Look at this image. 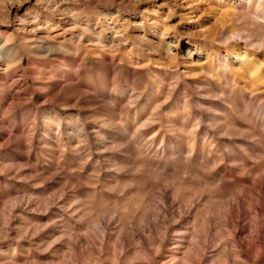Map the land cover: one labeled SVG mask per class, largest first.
Wrapping results in <instances>:
<instances>
[{"label": "rangeland", "instance_id": "1", "mask_svg": "<svg viewBox=\"0 0 264 264\" xmlns=\"http://www.w3.org/2000/svg\"><path fill=\"white\" fill-rule=\"evenodd\" d=\"M9 38L25 56L21 91L54 80L98 92L65 105L63 91L46 110L29 100L18 128L1 125L0 264H92L86 232L101 220L113 235L152 224L151 248L167 245L151 264H172L173 241L186 248L196 232L210 233L207 264H264L231 238L236 223L249 240L264 204V0H0V46ZM35 39L86 55L81 75L69 79ZM0 64V78L17 68ZM58 110L61 127L50 119L47 141L30 146L44 134L33 116ZM134 243L127 261L139 263ZM114 249L105 243L111 264Z\"/></svg>", "mask_w": 264, "mask_h": 264}, {"label": "bare ground", "instance_id": "2", "mask_svg": "<svg viewBox=\"0 0 264 264\" xmlns=\"http://www.w3.org/2000/svg\"><path fill=\"white\" fill-rule=\"evenodd\" d=\"M9 39H6V41H4L5 43H3L2 46H0V60H2L3 63L6 64L5 70H9L10 66L12 65H16L17 68L11 71L9 74L4 75L0 78V80L2 81L0 83V112L4 113L0 115V118L2 119V122H0V128H1V125H3V123L6 124L9 122H15L14 127L18 128L17 126H19L20 124H16V122L21 123L20 114L23 112V110L27 108V102L29 100H37V104H39L42 109L46 110L47 107H45L46 106L45 104L53 102L63 91L65 92L67 96L69 95L72 96L71 98H67L65 100V103H64L65 105L70 104L73 100L82 99L83 96L90 93L89 91H93V92L97 91V88L91 85V83H89L90 86L86 88V90H78L76 87H72L69 89H62L60 86L57 85L58 82H55L54 80L48 83H44L42 85L40 84L39 85L40 87L37 89L28 88L27 90L21 91V88L19 86L20 84H23V87L24 86L26 87V85L29 84V77L25 71V68L23 67L25 56L21 52H16L15 50L10 51V49L7 48V45L12 41V38L10 40ZM30 46H33L35 51L44 53L49 61H51L50 59H53L55 62L59 63L61 65L59 68L60 69L62 68L61 72L66 74L69 79H71V77H73L74 75H78V76L81 75V71L83 67L86 65V55L83 56L81 59H79L76 54H75V57L73 56L74 58H67L65 55H63L62 52H64V50L67 49L66 47L65 48L59 47V49L55 48L54 50L49 46L48 43L42 40H38V39H35V41H33L30 44ZM65 53L67 54V52ZM91 54L93 55V53ZM94 55H97L100 58L104 57V55L100 51H94ZM140 64L141 63L139 61L132 63L133 66L138 67V68L140 67ZM1 66L2 65L0 64V67ZM46 68L48 67L46 66ZM52 70L54 71L53 68ZM12 76L18 77L19 81L18 80H17L18 82L15 81L18 85L14 86L13 85L14 83L11 86L8 85L9 78ZM137 76H133V77H137ZM15 89H17V91L20 90L19 91L20 93L15 91ZM64 114H65L64 110H58L57 112L49 113L48 115L49 117H47L46 118L47 120H45L46 122H42V120H40L37 116H33V121H32L33 124L37 125V122L42 124L44 134L39 132L37 135H34L30 139L31 140L30 146H33L34 143L38 142L41 137H43L45 139L44 142H46L47 141L46 135L50 134L51 125H52V124L49 125L47 122H49V120L51 119L52 121L57 122V124H59V126L61 127L62 118H63L62 116ZM7 116L9 118H7ZM1 132H4V131H1ZM2 136L4 135L0 133V137ZM3 139L5 138H2V140ZM2 140L0 138V141ZM9 142H10V139L7 140V143ZM15 142L17 143L18 146L21 145V142H19V140L15 139ZM0 167L2 166L0 165ZM5 168L8 169L7 166H5ZM11 170L12 169H8L7 171L11 172ZM253 208L256 211L257 224H256L255 229L253 228L254 229L253 233L249 235L248 241L238 240L237 237L239 233H242V230L239 228L238 224L233 223L232 225L233 237L231 238H233V242L234 244H236L237 248L242 250L240 252L242 258L247 257L251 249H253L255 253L257 254V256L255 255V257H258L259 255H264V228L260 227V223H261L260 221L263 220L262 217H264V204L255 203ZM239 215H237V217H240ZM230 223L232 222L230 221ZM164 224H165L164 225L165 227L163 228V231H164L163 233H164V236H167L170 233L168 230L169 218H165ZM151 225L143 226L142 230H135L134 228H131V227L121 228L120 230L117 229L119 232L116 235H113L111 234L109 230V222L106 220H101L99 222V228H98L99 230L96 229V232H92V230L86 232V263L92 262V264H111L109 261L107 262V260L104 259L106 242H113V245L116 248L113 250L114 254L112 255V257L114 258V264H151L153 263V261H155L154 250L157 249V252L159 250H163L166 247L167 242L163 239V237H161V239L157 241L156 248L155 247H154L155 249H152L153 247L151 248L150 239L148 238L147 235H145L147 232L155 231V229ZM43 233L44 231H41L38 233L35 232V236L38 239V236L41 237ZM209 234L208 233L202 234L200 232H196L194 237L192 236L193 239L196 240L195 243L193 241V243L188 244L189 246L186 248L180 246V245H184L180 241L179 242L173 241L172 243L173 247L168 250V255H169L168 258L171 260L170 263L172 264H207L209 260L207 252L210 249L209 243L211 241ZM180 238L182 237L180 236ZM133 243L135 244V250L143 253L146 256L144 261H141L139 263L135 261L134 262L127 261V257L129 256V253H130L128 249H129V246L132 245ZM199 244H201V247L199 246ZM182 250H185V252L181 253ZM41 257L44 258V256H41ZM41 257L39 256V258ZM241 257H238V258H241ZM211 264H236V262L234 259H229L223 262L213 261Z\"/></svg>", "mask_w": 264, "mask_h": 264}]
</instances>
